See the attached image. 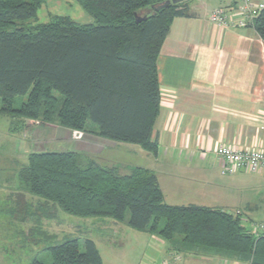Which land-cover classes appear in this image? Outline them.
Segmentation results:
<instances>
[{"label":"trees","instance_id":"obj_1","mask_svg":"<svg viewBox=\"0 0 264 264\" xmlns=\"http://www.w3.org/2000/svg\"><path fill=\"white\" fill-rule=\"evenodd\" d=\"M74 1L91 23L67 16L28 23L44 0H0V117L9 119L14 133L26 121L78 133L92 124L97 137L155 156L152 133L161 104L157 57L172 20L191 16L186 2L155 11L152 7L167 0ZM250 27L264 43V8ZM18 178L23 191L43 201L36 207L40 212L50 204L53 212L108 218L155 235L176 252H213L264 264V233L255 235L239 216L220 209L165 204L157 177L147 168L121 174L119 166H103L87 153L45 150L27 155ZM15 197L13 215H24L25 222V196ZM81 246L70 238L46 248L49 264H102L90 239ZM30 264L47 263L34 258Z\"/></svg>","mask_w":264,"mask_h":264},{"label":"crops","instance_id":"obj_2","mask_svg":"<svg viewBox=\"0 0 264 264\" xmlns=\"http://www.w3.org/2000/svg\"><path fill=\"white\" fill-rule=\"evenodd\" d=\"M240 1L186 0L191 16L172 20L156 63L161 104L152 140L157 141V153L144 156L150 162L147 169L157 177L165 204L196 205L232 215L238 211L246 221L264 222V172L249 174L239 170L233 175H222L215 155L219 143L241 150L264 151V43L251 27L225 29L208 22L213 10L234 9ZM39 10L49 19L51 16H67L75 22L91 23V18L74 0H44ZM28 124L18 132L20 139L30 145L28 151L31 148L34 151L53 148L86 153L84 146L89 143L79 139L80 133L74 134L78 138L73 139V131L59 126L58 130L70 135L61 139L67 147L51 146L57 141L43 138L38 144L45 146L37 149V141L31 137L34 128ZM96 139L103 144L100 155L105 151L112 154L117 149L132 152L128 147L131 145L97 136ZM27 155H17L23 158L21 163L14 162L13 157L3 158L11 162L13 168L9 177L12 180L5 179L4 186L0 185V205L9 206L0 213L13 214L14 196L18 192L25 195L28 205L32 198L37 205L38 201L43 203L23 191L18 178ZM108 161L111 166H119L114 160ZM213 168L219 171L216 179L213 178ZM15 177L17 184L14 183ZM46 207L51 208V205ZM56 214L44 219L52 220ZM42 220H37L39 232L44 233L39 235L51 238L52 235L41 228ZM106 225L117 227L115 223ZM15 236L25 235L21 231ZM163 248L167 264H247L213 252L195 255L173 251L168 245Z\"/></svg>","mask_w":264,"mask_h":264},{"label":"rangeland","instance_id":"obj_3","mask_svg":"<svg viewBox=\"0 0 264 264\" xmlns=\"http://www.w3.org/2000/svg\"><path fill=\"white\" fill-rule=\"evenodd\" d=\"M48 20L49 18L45 17L39 10L36 20H29L27 22L44 23ZM81 22L82 21H79V23ZM54 95L57 96L56 93H54ZM24 101V96L17 98L15 107H18ZM28 125H32L34 128L31 137L37 141V149H42L45 146V144L42 143L38 144V140L43 138H54L57 141L51 144V146H56L58 148L67 147L65 143H61V139L69 138L70 135L58 130V125L56 123L45 124L37 120ZM94 128H96V126L92 124L87 125L86 130L80 133L81 138L79 139H85L89 143L88 146H84V148L87 149L86 153L101 165L111 166L108 160H114V162L120 166L121 174H127L131 167L148 168L150 162L148 157L144 156L147 153L142 152L136 145L128 146L132 148V152L117 149L112 154L105 151L100 155L99 151H101V145L103 144L102 142L99 143L96 139ZM72 134L73 136L71 135V137L73 139L77 137H74V134H77V132L73 131ZM19 136L18 133L8 132V118L0 117V151L2 152L0 155V185L4 186L5 179L12 180V178L9 177L11 176L13 166H11V162L3 160L4 156L8 158L13 157L14 162L18 160L19 163H21L23 158H20V156L18 158L17 155L23 153L29 154V152L34 151L32 148L30 149L31 151H28L30 145L20 139ZM21 138L24 137L21 136ZM58 150L60 149H46L47 152ZM23 161L25 162L26 160ZM213 171V178L216 179V173L219 174V171L215 168H213ZM14 180V183L17 184L18 181L16 177ZM18 193H16L15 196L18 195ZM15 196L14 199H16ZM24 198L27 205V221H22L24 215L14 217L13 214H9L6 211L0 213V264H30L34 258L49 264L51 258L45 249L70 238L79 240L81 250L82 241L90 239L94 243L103 264H109V262L113 264H162L163 262H168L163 248L164 245H168V243L162 241L155 235L133 230L123 223H117L108 218H80L68 215L60 210L56 211L57 214L52 220H47L44 218H47V216L49 218V216H53L56 213L52 211V208L46 207V209L40 212V210L36 209L38 205L34 198H32L29 205L27 204L26 197ZM7 207L9 206H3L1 204L0 210H5ZM15 207L16 205L14 202V208ZM31 212L34 213L31 214ZM40 215H43L41 228L46 233L51 234V238L49 236H40L44 234L43 232H39L41 230L38 228L39 225L36 219V216L39 217ZM241 219L244 220L243 218ZM101 223H103L102 226ZM104 223H115L117 227L113 228ZM21 231L25 236H15L18 235V232L21 233Z\"/></svg>","mask_w":264,"mask_h":264},{"label":"built area","instance_id":"obj_4","mask_svg":"<svg viewBox=\"0 0 264 264\" xmlns=\"http://www.w3.org/2000/svg\"><path fill=\"white\" fill-rule=\"evenodd\" d=\"M264 8V0H241L234 9L217 8L208 16V22L221 28L250 27L253 20ZM215 155L222 175H233L239 170L249 174L264 172V151L241 150L233 146L219 143L215 148ZM234 215L243 218L237 211ZM241 219L243 226L247 227L255 235L264 233V222H249ZM162 264H167L163 262Z\"/></svg>","mask_w":264,"mask_h":264},{"label":"water","instance_id":"obj_5","mask_svg":"<svg viewBox=\"0 0 264 264\" xmlns=\"http://www.w3.org/2000/svg\"><path fill=\"white\" fill-rule=\"evenodd\" d=\"M186 0H167L165 1L164 3H162L161 5H158V6H155V7H152L153 10L155 11H159L163 8H166L167 6H169L170 4H178V3H181V2H184ZM135 17V21L137 23H139L142 19L140 17H138L137 15L134 16Z\"/></svg>","mask_w":264,"mask_h":264}]
</instances>
